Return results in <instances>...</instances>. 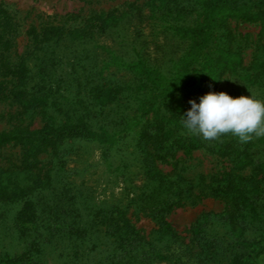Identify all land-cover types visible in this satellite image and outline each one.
<instances>
[{
	"label": "trees",
	"instance_id": "obj_1",
	"mask_svg": "<svg viewBox=\"0 0 264 264\" xmlns=\"http://www.w3.org/2000/svg\"><path fill=\"white\" fill-rule=\"evenodd\" d=\"M229 20L264 29V0H147L121 11L71 14L30 28V50L11 62L13 23L0 7V103L16 104L25 113L38 110L43 119L39 129L15 126L0 133V147L21 148L20 170L26 179L21 182L15 172L0 168V202L19 204L15 220L22 238L30 235L37 210L46 203L40 193L34 194L36 189L51 186L52 176L65 171L68 152L77 156L96 144L102 161L116 168L115 177L133 184L139 176L141 184L136 188L140 193L129 199L123 189L122 198L91 206L105 233L121 243L111 264H136L130 254L139 253L140 245L132 244L141 237L126 217L127 208L146 206L159 233L176 240L164 214L192 195L198 184L228 209L204 214L191 227L189 245L197 251L190 255L193 262L189 257L183 261L170 248L165 259L169 264H258L264 254V138L241 144L225 135L209 142L186 135L181 121L191 108L189 101L199 104L209 92L264 99V46L244 67L232 44ZM146 28L151 29L149 35L144 34ZM225 75L229 80L218 90ZM200 150L226 159L231 169L204 185L201 177L198 182L179 173L164 176L156 168L157 162L179 152L190 156ZM46 153L52 161L41 167L39 156ZM247 167L250 175H241ZM72 187L75 193L62 185L56 195L55 219L69 214L63 200L81 198ZM221 224L224 237L211 230ZM57 229L69 239L80 234L74 222ZM35 241L17 255H0V264H46Z\"/></svg>",
	"mask_w": 264,
	"mask_h": 264
},
{
	"label": "rangeland",
	"instance_id": "obj_2",
	"mask_svg": "<svg viewBox=\"0 0 264 264\" xmlns=\"http://www.w3.org/2000/svg\"><path fill=\"white\" fill-rule=\"evenodd\" d=\"M146 1L0 0V7L7 12L13 23V47L8 54L9 60L17 62L30 50L27 33L32 27H41L53 20L58 22L62 17L71 14L86 17L91 13L121 11L129 4L142 5ZM228 25L233 36V47L239 49L242 65L248 67L253 59L260 55V49L264 46V29L259 24L240 23L236 20H229ZM147 28L145 35H149L151 31ZM149 40H152L151 36ZM101 42L109 47L112 46L109 40ZM153 51V46L150 45L149 52ZM228 80L229 75H225L218 90L224 89ZM42 125L43 119L38 110L25 113L16 104L0 103V133L10 131L15 126L34 130ZM72 152H68V155L64 157L67 161L65 171L52 176L51 186L46 189H36L37 192L34 194L40 193L37 195L46 203H42L38 208V217L32 224L31 233L27 238L20 236V225L15 220L20 208L19 204L0 202V255H17L23 251L24 245L35 238L39 257L46 264H111L115 260L113 253L121 248V243L115 242L114 238L105 233V226L101 220L93 217L91 206L103 200L115 201L122 198L123 189H126L125 196L128 199L133 197L132 193L139 194L140 190H136L141 186L139 176L134 177L133 184L130 181L123 183L121 178L115 177L116 168H109L102 161L101 149L96 144L88 145L77 156H74ZM21 155L19 146L9 144L0 147V168L4 171L15 172L14 174L23 182L26 176L20 170ZM115 159L119 160L120 157L117 156ZM39 160L41 161L40 166L45 167L52 161V156L46 153L40 155ZM156 168L164 176L179 173L185 178L197 179L198 182L201 177L205 185L211 178L219 177L223 172L229 171L231 164L226 159L200 150L193 152L190 156H184L179 152L174 158L157 162ZM130 169L135 172L133 168ZM250 172L251 169L247 167L240 174L248 176ZM38 177L41 179L40 184H44V176ZM62 185L69 186L73 193L75 192L72 185H75L81 193V198L70 203L63 200L62 204L67 206L65 212L68 210L69 214L64 213L55 219L56 217L51 215L54 212L55 201H57L55 197L59 195ZM205 194L206 191L198 184L192 191V195L181 201L178 206L165 212V220L177 235V239L172 241H168L167 237L159 233V225L146 206L133 205L127 208L126 217L141 237L140 241L132 244V248H138L140 245L139 253L130 254V256L135 255L136 264H169L165 257L173 250L176 255L182 257L183 261L188 257L191 262L194 261L190 255L197 251L194 246L189 245L192 237L191 227L204 214H223L228 209L222 200ZM41 209L43 213L40 214ZM72 222L75 223L80 234L70 239L61 237L62 235L57 232L59 224ZM211 230L219 236L224 237L226 234V229L222 224L213 226ZM123 245L126 246L124 243ZM187 246H190L192 250L189 251ZM258 264H264V254L260 257Z\"/></svg>",
	"mask_w": 264,
	"mask_h": 264
},
{
	"label": "clouds",
	"instance_id": "obj_3",
	"mask_svg": "<svg viewBox=\"0 0 264 264\" xmlns=\"http://www.w3.org/2000/svg\"><path fill=\"white\" fill-rule=\"evenodd\" d=\"M191 108L181 118L186 135L199 136L206 141L222 136L235 137L241 144L264 138V99L255 95L230 96L227 92H209L189 101Z\"/></svg>",
	"mask_w": 264,
	"mask_h": 264
}]
</instances>
